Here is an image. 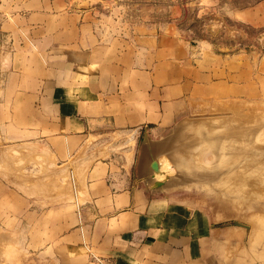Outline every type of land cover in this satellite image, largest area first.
<instances>
[{
    "label": "crops",
    "instance_id": "1",
    "mask_svg": "<svg viewBox=\"0 0 264 264\" xmlns=\"http://www.w3.org/2000/svg\"><path fill=\"white\" fill-rule=\"evenodd\" d=\"M93 1L2 3L13 13L5 26L25 29L20 42L32 46L19 53L25 61L16 65L14 104L28 108L27 121L42 141L63 137L73 154L91 155V139L103 137L104 150L134 129L159 134L187 111L196 90L226 82L214 78L211 66L195 63L196 46L184 35L187 3L143 1L128 7V17L114 19L105 12L97 35L93 27L102 20ZM243 5L229 4L234 15L250 20L251 8ZM104 153L89 164L75 216L40 248L41 264H249L248 253L229 254L235 229L151 195L138 181L140 156L135 178L134 161L126 163L123 151Z\"/></svg>",
    "mask_w": 264,
    "mask_h": 264
},
{
    "label": "rangeland",
    "instance_id": "2",
    "mask_svg": "<svg viewBox=\"0 0 264 264\" xmlns=\"http://www.w3.org/2000/svg\"><path fill=\"white\" fill-rule=\"evenodd\" d=\"M3 1L0 0V264H41L40 248L53 240L63 220L75 216L84 201L89 164L103 160L105 151H123L126 163L134 161L133 176L137 178L136 165L143 145L171 140L170 136L179 133L180 139L162 152H166L169 162L177 158L176 163L171 162L173 170L154 171L156 180L167 179L164 191H156V196L181 202L189 210L214 219L216 225L235 229L234 249L229 254L241 258L248 253L249 264H264V157L250 161L242 154L249 145L264 152V0H174L188 5L184 11V35H189L190 43L196 46V65L211 66L214 78L226 82L196 90L187 111L159 134L148 127L134 129L123 139L113 137V142H118L105 144L104 150L103 137L91 139L96 145L91 155L82 151L73 154L63 137L51 136L42 141L35 124L27 121L28 108L14 104L18 88L16 65L25 61L19 53L22 47L24 51L26 47L32 49L30 43L20 42V37L27 35L25 29L5 26L7 19L13 21V13ZM143 1L164 0H94L102 21L93 27V33L103 35V23H107L103 22V13L109 12L111 19L115 14L128 17L133 12L128 7ZM231 3L237 10L246 4L251 8V19L245 21L242 15H234ZM123 24L119 22L118 28ZM45 60L53 64L54 59ZM241 129L247 131L250 144L244 142L243 148L233 150V141L228 144ZM184 158H189L191 167L181 163ZM66 169V173H60ZM193 169L211 174L213 179L200 181L197 175L193 177ZM179 175L191 177L181 179Z\"/></svg>",
    "mask_w": 264,
    "mask_h": 264
},
{
    "label": "bare ground",
    "instance_id": "3",
    "mask_svg": "<svg viewBox=\"0 0 264 264\" xmlns=\"http://www.w3.org/2000/svg\"><path fill=\"white\" fill-rule=\"evenodd\" d=\"M181 126V125H180ZM180 126H179V128H180ZM184 126V125H183ZM201 127V126H200ZM182 129V128H181ZM178 131H179V129H178ZM177 132V131H176ZM179 132H181V130L179 131ZM201 132H202V130H201ZM176 134V133H175ZM178 134V133H177ZM176 134V135H177ZM205 134V133H204ZM174 135V134H173ZM172 135V136H173ZM206 135V134H205ZM172 136H170V138H171V140H168V146L173 142V141H176V139H178L179 137H180V133L176 136V137H174V138H172ZM133 138V137H132ZM131 138V139H132ZM168 139V138H167ZM180 139V138H179ZM215 139V138H214ZM232 139L233 140H231L230 142H229V144L228 145H231V143H232V141H233V145H231L232 146V149L234 150V149H237V148H243L244 147V142H246L247 144H250V141H249V139H248V133H247V131L245 130V129H241V130H238V132L236 133L235 132V134L233 135V137H232ZM206 140V139H205ZM205 140H204V142H205ZM177 141H179V140H177ZM181 141V140H180ZM214 141V140H213ZM173 143H175V142H173ZM212 144V143H211ZM204 145V143L200 146V147H202ZM236 145V146H235ZM171 146V145H170ZM171 148H173V146L171 147ZM171 148H170V150H171ZM238 150V149H237ZM237 150L236 151H234V152H237ZM163 151H165V149L163 150ZM166 151H168V149L166 150ZM172 151V150H171ZM200 151V150H199ZM198 152V151H197ZM196 152V153H197ZM164 153H166V152H164ZM163 153V154H164ZM171 153H173L172 155L173 156H175L174 155V152H171ZM170 152H169V154H171ZM176 153V152H175ZM185 153V152H184ZM184 153H182V156L184 157ZM162 154V153H161ZM188 154V153H187ZM242 154L248 159V160H250V161H254V160H256V159H260L262 156L264 157V152H261L259 149H257V148H255L254 146H251V145H249L248 146V150H247V152L246 153H244V152H242ZM177 156V155H176ZM181 156V154H180V156H179V158L180 157H182ZM175 158V157H174ZM171 159V158H170ZM175 159H177V158H175ZM175 159H173V161L175 160ZM181 159V158H180ZM182 160V159H181ZM172 160H171V162H173ZM176 161V160H175ZM174 161V162H175ZM177 161H180V160H177ZM158 162H159V168L161 169V168H168V169H172V163L171 162H169V158L168 157H166V158H159L158 159ZM176 163V162H175ZM174 163V164H175ZM179 163V162H178ZM181 163H183V164H187L186 165V167H191V165L190 166H188L189 164H190V162H189V158H184L183 159V161L181 162ZM195 164L197 165V163L195 162ZM194 164V165H195ZM179 165V164H178ZM181 165V164H180ZM179 165V166H180ZM82 166V165H81ZM176 166V165H175ZM80 167V166H79ZM185 167V169L187 170V168ZM194 167V166H193ZM238 167V165L236 166V168ZM179 169V168H178ZM177 169V170H178ZM212 169H214V168H212ZM173 170V169H172ZM184 170V169H183ZM61 171V170H60ZM68 170L66 169V170H62L60 173H66ZM79 171V170H78ZM80 171H81V169H80ZM79 171V172H80ZM182 172V171H181ZM200 173H197V171L196 170H194L193 169V173H190V174H193V177H194V175H197L199 178H201V180L200 181H203L202 179H205V178H209V179H213V176L211 175V174H206L205 172V174H203V172L202 171H199ZM183 173V172H182ZM181 173V174H182ZM189 172H187L186 171V175L188 174ZM202 173V174H201ZM80 174V173H79ZM183 175V174H182ZM214 175H217V174H214ZM180 176V175H179ZM212 176V177H211ZM181 177V179H182V177L183 176H180ZM184 177H186V179H187V177H191V175L189 176H185L184 175ZM183 177V178H184ZM192 177V178H193ZM192 178H190L191 180H192ZM185 179V180H186ZM194 179V178H193ZM80 183H82L81 182V177H80ZM199 181V179H196V181ZM194 181V180H193ZM208 182H210V181H208ZM74 194V193H73ZM72 194V195H73ZM67 195V194H66ZM75 195V194H74ZM75 197H77V195L75 196Z\"/></svg>",
    "mask_w": 264,
    "mask_h": 264
},
{
    "label": "water",
    "instance_id": "4",
    "mask_svg": "<svg viewBox=\"0 0 264 264\" xmlns=\"http://www.w3.org/2000/svg\"><path fill=\"white\" fill-rule=\"evenodd\" d=\"M168 140L169 138L160 142H148L141 148L138 181L151 192L156 193V191H158V193H161L164 191L163 188L166 185L167 179L165 181L156 180L154 178V171H156V169H158L160 166L158 159L167 157V155L161 153L167 148ZM157 154L161 155L157 158Z\"/></svg>",
    "mask_w": 264,
    "mask_h": 264
}]
</instances>
